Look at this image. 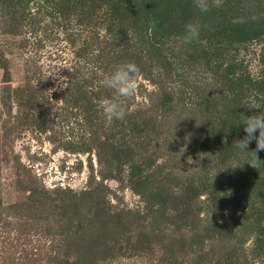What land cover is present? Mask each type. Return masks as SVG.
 <instances>
[{
  "label": "rangeland",
  "instance_id": "obj_1",
  "mask_svg": "<svg viewBox=\"0 0 264 264\" xmlns=\"http://www.w3.org/2000/svg\"><path fill=\"white\" fill-rule=\"evenodd\" d=\"M259 113L264 0H0V264H264V167L235 144Z\"/></svg>",
  "mask_w": 264,
  "mask_h": 264
},
{
  "label": "clouds",
  "instance_id": "obj_2",
  "mask_svg": "<svg viewBox=\"0 0 264 264\" xmlns=\"http://www.w3.org/2000/svg\"><path fill=\"white\" fill-rule=\"evenodd\" d=\"M223 0H193L194 7L201 13H207L211 7H221ZM199 37V26L188 23L185 26V35L182 37L184 45H190ZM140 69L135 62L122 63L110 75L103 80L104 87L114 90L119 97H132L138 87ZM103 111L108 121L123 120L127 114L125 106L118 99H105ZM244 133L242 139L235 141L238 148L246 150L250 143L255 141L256 147L249 151L250 160L246 161L251 167L259 170L264 167V160L260 159L258 153L264 151V114H253L246 116L243 121ZM258 132V135H257Z\"/></svg>",
  "mask_w": 264,
  "mask_h": 264
},
{
  "label": "trees",
  "instance_id": "obj_3",
  "mask_svg": "<svg viewBox=\"0 0 264 264\" xmlns=\"http://www.w3.org/2000/svg\"><path fill=\"white\" fill-rule=\"evenodd\" d=\"M217 150H218V154H220V146L217 147ZM264 180V179H263ZM262 192L264 193V181H263V188H262ZM162 204H159V206L161 207ZM124 229L125 230V226H119L117 223H115L114 225V229H116L118 232H120L121 234H125V232L121 231V229ZM211 229L209 230L212 234V236H219L221 235L224 231L222 230L223 227H221L220 224H216V225H212L210 227ZM127 236V235H126ZM147 238H150L148 234L146 233H139V234H136V238H134V241H131L128 243V238H126V243L128 244V249L129 250H132V251H142V252H145L147 249H149L148 247V243H147ZM204 237L203 235H199L197 241H200L202 240ZM180 240V243H181V240L182 238L179 239ZM197 242L194 241V242H191L190 241V245L194 246ZM183 244V243H181ZM124 250H126L125 248H123ZM197 257V256H196ZM83 261L80 260L79 258H76V260H73L72 262H70V264H82ZM202 264L201 262V258L200 257H197L195 258L194 260V263L193 264ZM218 264H227V262H224V260Z\"/></svg>",
  "mask_w": 264,
  "mask_h": 264
}]
</instances>
